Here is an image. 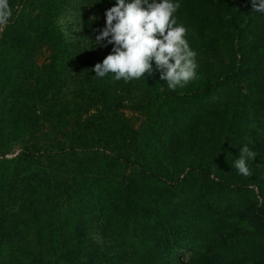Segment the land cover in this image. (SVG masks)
I'll list each match as a JSON object with an SVG mask.
<instances>
[{
	"label": "trees",
	"instance_id": "1",
	"mask_svg": "<svg viewBox=\"0 0 264 264\" xmlns=\"http://www.w3.org/2000/svg\"><path fill=\"white\" fill-rule=\"evenodd\" d=\"M68 2L9 0L0 31V264H264V13L175 0L198 67L171 90L155 62L96 76L106 23L88 22L91 49L67 40Z\"/></svg>",
	"mask_w": 264,
	"mask_h": 264
},
{
	"label": "clouds",
	"instance_id": "2",
	"mask_svg": "<svg viewBox=\"0 0 264 264\" xmlns=\"http://www.w3.org/2000/svg\"><path fill=\"white\" fill-rule=\"evenodd\" d=\"M180 4L175 0H116L106 13V26L96 36V45H113L112 51L92 71L98 77L111 75L114 81L151 75L153 62L161 72L160 79L176 90L196 79L198 67L186 40L187 29L175 17ZM253 11L264 13V0H253ZM13 12L9 0H0V31L7 26ZM257 154L243 146L235 168L245 177L252 173L247 161Z\"/></svg>",
	"mask_w": 264,
	"mask_h": 264
},
{
	"label": "rangeland",
	"instance_id": "3",
	"mask_svg": "<svg viewBox=\"0 0 264 264\" xmlns=\"http://www.w3.org/2000/svg\"><path fill=\"white\" fill-rule=\"evenodd\" d=\"M93 0H69L67 7L61 13L58 18V24L61 26L67 40L77 42L87 49H91L93 39L89 31V21L94 20L97 25H104L106 23V17H102L96 13V9L93 10ZM94 11V12H93ZM86 51L83 53L85 54ZM47 54L41 56V61L45 59ZM129 117L133 118V121L138 125L141 120H136L130 112ZM24 141L17 140L11 141L7 147L10 149L8 157L12 158L18 155L23 147ZM94 239L100 240L102 237L99 231L96 229L92 234Z\"/></svg>",
	"mask_w": 264,
	"mask_h": 264
}]
</instances>
